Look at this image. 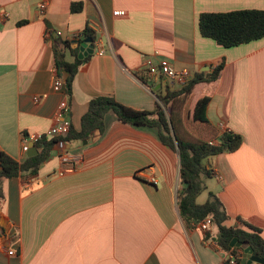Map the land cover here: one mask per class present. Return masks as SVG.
<instances>
[{
    "label": "crops",
    "instance_id": "0c3cea01",
    "mask_svg": "<svg viewBox=\"0 0 264 264\" xmlns=\"http://www.w3.org/2000/svg\"><path fill=\"white\" fill-rule=\"evenodd\" d=\"M42 1L48 6L40 15ZM73 3L78 10L70 9ZM244 9L264 10V0H0V152L22 162V134L46 132L61 102L75 131L94 97L154 110V92L162 93L167 82L145 75L142 55L165 58L192 76L222 63L218 79L194 86L192 105L209 97L208 121L223 122L241 144L206 158L212 175L196 203L214 194L229 225L246 222L264 239V37L225 48L198 29L201 13ZM115 10L125 15L113 16ZM85 29L93 33V53L68 97L52 89V42L68 40L75 48L73 37ZM106 122L103 135L67 143L71 171L60 174L54 146L36 175L2 181L0 264H224L213 239L205 241L180 218L177 153L149 130L112 114ZM140 170L156 183L137 176ZM215 233L212 226L209 235Z\"/></svg>",
    "mask_w": 264,
    "mask_h": 264
},
{
    "label": "trees",
    "instance_id": "16d2710c",
    "mask_svg": "<svg viewBox=\"0 0 264 264\" xmlns=\"http://www.w3.org/2000/svg\"><path fill=\"white\" fill-rule=\"evenodd\" d=\"M79 6L80 4L73 3L70 9L76 11ZM198 29L202 37L212 39L225 48L249 43L264 37V10L244 9L226 13H201L198 17ZM79 36L81 40L86 37L94 39L93 33L88 29ZM52 48L56 74L63 77V91L70 97L73 79L80 65L87 58L80 59L78 48H72L68 40H54ZM221 68L222 63L218 64L210 74L194 75L182 87L173 88L167 85L162 93L154 92L157 104L152 111L127 107L108 96L94 97L89 100L87 110L80 119L79 130H73L70 125L69 132L62 139L66 143L89 142L94 135H103L109 114L136 129L151 131L162 145L178 155L181 188L177 192V208L180 218L188 228H194L197 222L209 216L216 233L213 237L209 233H204V240L212 238L224 253L232 255L235 263L239 264L243 251L239 247H231L230 241L236 238L240 243L247 242L252 255L264 260V239L260 235V230L240 220L244 228L229 225V217L223 204L212 193L208 194L204 203H196V198L205 189V179L212 175L204 164L206 158L224 152H233L241 144L239 135L230 131L219 132L208 121L206 109L209 97L203 96L192 105L194 86L198 83L215 81L219 77ZM57 140V138H43L35 144L39 149L38 153L32 157L26 156L22 162H17L0 152V197L2 181L12 177L25 180L36 175ZM227 263L228 260L224 262Z\"/></svg>",
    "mask_w": 264,
    "mask_h": 264
},
{
    "label": "built area",
    "instance_id": "2783aa9c",
    "mask_svg": "<svg viewBox=\"0 0 264 264\" xmlns=\"http://www.w3.org/2000/svg\"><path fill=\"white\" fill-rule=\"evenodd\" d=\"M47 1H42L38 4V12L40 15H43L47 9ZM113 16H124L125 12L122 10H115L112 12ZM50 37L51 32L46 33ZM54 36L61 35V32L56 31L53 34ZM77 37V38H76ZM73 39H80V36H74ZM103 50L99 49L96 51L97 55H102ZM142 68L145 75L149 78H163L167 85L173 88H179L187 84V82L193 77L191 72L187 69H175L174 66L165 58H160L155 60L153 56L142 55ZM64 80L62 76L55 74L52 79V89L59 91L63 89ZM69 113V108L66 102H61L57 108L55 122L54 124L42 134H22L21 145L22 149H28V144H36L43 138H57L58 140L55 143V147L58 150V159L61 164L60 174L69 172L74 168V158L67 151V143L62 139L64 138L70 129V122L67 119ZM219 132L228 131L223 122H219L216 126ZM211 144V143H210ZM137 176H142L150 184L156 183V178L154 175L147 173L146 170H140L137 172ZM219 178L218 175H216ZM213 226L212 219L207 216L201 221L195 224V227L203 233H209ZM217 246V245H216ZM218 247V246H217ZM219 248V247H218ZM8 255H13V250L7 251ZM240 251L238 252V255ZM243 254V253H242ZM225 260H228L229 264H236L235 259L232 255L225 253Z\"/></svg>",
    "mask_w": 264,
    "mask_h": 264
},
{
    "label": "water",
    "instance_id": "95a60500",
    "mask_svg": "<svg viewBox=\"0 0 264 264\" xmlns=\"http://www.w3.org/2000/svg\"><path fill=\"white\" fill-rule=\"evenodd\" d=\"M72 43L78 45L79 44V53L78 57L80 59L91 55L93 53V39L91 37H86L79 41L78 39H75L72 41ZM75 45V47H76ZM37 154V150L34 144L30 143L28 144V149L26 151V156L27 157H32ZM230 246L231 247H239L243 251L242 259L239 264H264V260L259 259L255 256L252 255V250L249 247L248 243H240L237 241L236 238H233L230 241Z\"/></svg>",
    "mask_w": 264,
    "mask_h": 264
},
{
    "label": "rangeland",
    "instance_id": "374dc122",
    "mask_svg": "<svg viewBox=\"0 0 264 264\" xmlns=\"http://www.w3.org/2000/svg\"><path fill=\"white\" fill-rule=\"evenodd\" d=\"M180 188H181V186H180V184H178V190H180Z\"/></svg>",
    "mask_w": 264,
    "mask_h": 264
}]
</instances>
